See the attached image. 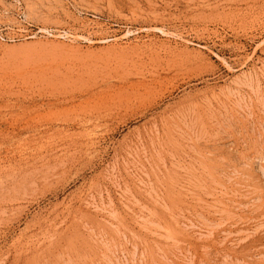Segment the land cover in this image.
Returning <instances> with one entry per match:
<instances>
[{"label":"rangeland","instance_id":"374dc122","mask_svg":"<svg viewBox=\"0 0 264 264\" xmlns=\"http://www.w3.org/2000/svg\"><path fill=\"white\" fill-rule=\"evenodd\" d=\"M0 264H264V0H0Z\"/></svg>","mask_w":264,"mask_h":264},{"label":"bare ground","instance_id":"6f19581e","mask_svg":"<svg viewBox=\"0 0 264 264\" xmlns=\"http://www.w3.org/2000/svg\"><path fill=\"white\" fill-rule=\"evenodd\" d=\"M51 35L53 36V34H51ZM54 35H55V34H54ZM58 36H59V35H58ZM64 36H65V35H64ZM64 36H63V37H64ZM60 37H61V36H60ZM65 37H68V36H65ZM70 37H73V36H70ZM64 39H65V38H64ZM66 39H68V38H66Z\"/></svg>","mask_w":264,"mask_h":264}]
</instances>
